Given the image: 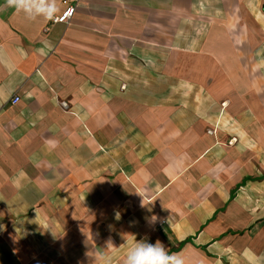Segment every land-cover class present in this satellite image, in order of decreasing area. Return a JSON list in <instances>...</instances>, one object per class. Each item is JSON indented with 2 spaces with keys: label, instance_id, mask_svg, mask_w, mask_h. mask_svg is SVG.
Instances as JSON below:
<instances>
[{
  "label": "crops",
  "instance_id": "1",
  "mask_svg": "<svg viewBox=\"0 0 264 264\" xmlns=\"http://www.w3.org/2000/svg\"><path fill=\"white\" fill-rule=\"evenodd\" d=\"M64 2L0 0V264H264V0Z\"/></svg>",
  "mask_w": 264,
  "mask_h": 264
},
{
  "label": "clouds",
  "instance_id": "2",
  "mask_svg": "<svg viewBox=\"0 0 264 264\" xmlns=\"http://www.w3.org/2000/svg\"><path fill=\"white\" fill-rule=\"evenodd\" d=\"M6 5L29 20L37 17L51 20L59 11L56 0H6ZM124 264H184V260L177 254H169L159 241L151 244L141 240L130 247Z\"/></svg>",
  "mask_w": 264,
  "mask_h": 264
},
{
  "label": "built area",
  "instance_id": "3",
  "mask_svg": "<svg viewBox=\"0 0 264 264\" xmlns=\"http://www.w3.org/2000/svg\"><path fill=\"white\" fill-rule=\"evenodd\" d=\"M65 9L63 10V12L59 15L54 17L51 20V23L53 24H68L71 19L73 18L74 12H75V6L73 4H68L66 2H64ZM20 101V98L18 96H15L12 98L11 100V104L15 105ZM62 106L66 107V103H62ZM235 141V139L230 140L229 144H233Z\"/></svg>",
  "mask_w": 264,
  "mask_h": 264
},
{
  "label": "rangeland",
  "instance_id": "4",
  "mask_svg": "<svg viewBox=\"0 0 264 264\" xmlns=\"http://www.w3.org/2000/svg\"><path fill=\"white\" fill-rule=\"evenodd\" d=\"M207 5L209 6V4H207ZM204 6H206V4Z\"/></svg>",
  "mask_w": 264,
  "mask_h": 264
}]
</instances>
